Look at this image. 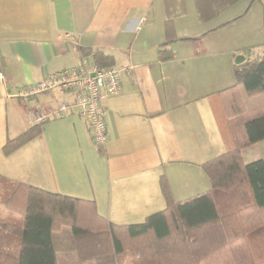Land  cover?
Segmentation results:
<instances>
[{"label": "crops", "instance_id": "0c3cea01", "mask_svg": "<svg viewBox=\"0 0 264 264\" xmlns=\"http://www.w3.org/2000/svg\"><path fill=\"white\" fill-rule=\"evenodd\" d=\"M245 1L202 20L195 0H186L167 44L164 0H0V194L23 183L94 201L109 222L133 225L167 207L165 177L174 201L212 192L222 213L232 211L231 196L214 189L203 166L237 148L245 164L264 158V139L249 143L246 131L264 115V92L249 96L235 73L264 57V8L257 28ZM167 49L173 56L160 57ZM84 58L123 70L121 91L104 102L105 145L77 112H59L72 100L68 90L19 95ZM236 83L244 111L227 116L218 92ZM30 110L48 116L35 123ZM40 123L38 135L4 151ZM24 218L0 208V226ZM53 241L58 264H86L70 227Z\"/></svg>", "mask_w": 264, "mask_h": 264}, {"label": "trees", "instance_id": "16d2710c", "mask_svg": "<svg viewBox=\"0 0 264 264\" xmlns=\"http://www.w3.org/2000/svg\"><path fill=\"white\" fill-rule=\"evenodd\" d=\"M237 1L195 0V5L199 18L206 20ZM164 4L169 44L175 35L174 20L187 12V3L164 0ZM166 51L167 55L160 51V57L171 58L172 50ZM235 73L249 96L264 92V57L237 67ZM218 96L227 116L244 111L237 83ZM41 130L42 123L29 127L9 139L4 151L10 153ZM246 131L249 143L264 139V115L248 121ZM203 167L214 189L231 196L232 211L222 213L212 192L176 202L162 177L167 207L144 223L117 225L98 214L94 201L15 183L0 194V208L21 211L25 218L22 225L0 226V264H58L53 233L64 226L72 229L86 264H264V158L245 164L237 148Z\"/></svg>", "mask_w": 264, "mask_h": 264}, {"label": "built area", "instance_id": "2783aa9c", "mask_svg": "<svg viewBox=\"0 0 264 264\" xmlns=\"http://www.w3.org/2000/svg\"><path fill=\"white\" fill-rule=\"evenodd\" d=\"M122 78L121 68L100 66L94 60L84 58L78 66L50 74L43 80L21 90L19 95L29 98L55 88L68 90L72 100L62 102L59 112H77L86 119L93 140L97 144L105 145L109 137V128L104 102L109 96L121 91ZM28 114L35 123L44 121L48 116L42 110L37 114L30 110Z\"/></svg>", "mask_w": 264, "mask_h": 264}, {"label": "rangeland", "instance_id": "374dc122", "mask_svg": "<svg viewBox=\"0 0 264 264\" xmlns=\"http://www.w3.org/2000/svg\"><path fill=\"white\" fill-rule=\"evenodd\" d=\"M244 2V1H241ZM245 6L246 9H249V20L254 23V24H258L260 21H262L263 19V8H264V0H246L245 1ZM257 28H259V26L257 25ZM14 186H11L8 188L7 191H10L11 189H13ZM5 193V192H4ZM3 194V193H1ZM9 210H12L13 212H21L18 210H15L13 208L7 207ZM23 213V212H21Z\"/></svg>", "mask_w": 264, "mask_h": 264}, {"label": "water", "instance_id": "95a60500", "mask_svg": "<svg viewBox=\"0 0 264 264\" xmlns=\"http://www.w3.org/2000/svg\"><path fill=\"white\" fill-rule=\"evenodd\" d=\"M242 59H243V56L242 55H239L236 61L237 62H240Z\"/></svg>", "mask_w": 264, "mask_h": 264}]
</instances>
